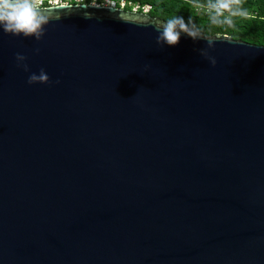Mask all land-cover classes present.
Masks as SVG:
<instances>
[{
  "label": "water",
  "instance_id": "95a60500",
  "mask_svg": "<svg viewBox=\"0 0 264 264\" xmlns=\"http://www.w3.org/2000/svg\"><path fill=\"white\" fill-rule=\"evenodd\" d=\"M39 7L0 29V264H264V44L202 33L213 67L147 11Z\"/></svg>",
  "mask_w": 264,
  "mask_h": 264
},
{
  "label": "clouds",
  "instance_id": "9594fccd",
  "mask_svg": "<svg viewBox=\"0 0 264 264\" xmlns=\"http://www.w3.org/2000/svg\"><path fill=\"white\" fill-rule=\"evenodd\" d=\"M241 0H208L209 20L212 24L232 25V17L237 15H247L242 7H239ZM227 14V15H226ZM51 18L45 14L44 10L37 4V0H0V29L5 34L13 36L33 37L40 41L45 34V26ZM153 28L158 33L156 44L160 46H175L179 43L181 34H184L193 40L203 39L207 43V48L199 49L200 55L206 59L211 66L216 65V59L209 55L208 49L214 47L216 39L206 38L199 28L190 19L185 20L183 16H174L166 21L153 23ZM40 49H34L39 53ZM16 60L18 67L24 71H29L28 65L23 63L26 57L17 53ZM49 76L44 69L39 73L29 75L28 84H47ZM59 83V81H56Z\"/></svg>",
  "mask_w": 264,
  "mask_h": 264
},
{
  "label": "trees",
  "instance_id": "16d2710c",
  "mask_svg": "<svg viewBox=\"0 0 264 264\" xmlns=\"http://www.w3.org/2000/svg\"><path fill=\"white\" fill-rule=\"evenodd\" d=\"M139 4L148 3V12L152 15L168 19L183 16L191 20L203 34L212 32L227 33L232 38L242 39L255 44H264V0H241L239 7L246 10L247 15L232 17L233 24H212L209 12H198L192 9V2H208V0H130ZM227 15V14H226Z\"/></svg>",
  "mask_w": 264,
  "mask_h": 264
},
{
  "label": "built area",
  "instance_id": "2783aa9c",
  "mask_svg": "<svg viewBox=\"0 0 264 264\" xmlns=\"http://www.w3.org/2000/svg\"><path fill=\"white\" fill-rule=\"evenodd\" d=\"M66 2H87L93 4H100V5H110L116 6L120 8L132 9L137 11H147L150 7L148 3L139 4L138 2H133L130 0H37L38 6L56 4V3H66ZM208 2H192V9L194 11H202L204 13L209 12L207 8Z\"/></svg>",
  "mask_w": 264,
  "mask_h": 264
}]
</instances>
